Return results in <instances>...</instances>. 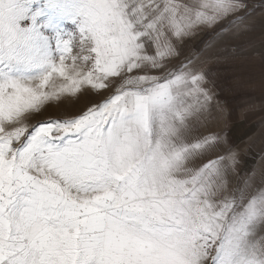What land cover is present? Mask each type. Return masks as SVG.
Returning <instances> with one entry per match:
<instances>
[{
	"label": "snow or ice",
	"instance_id": "obj_1",
	"mask_svg": "<svg viewBox=\"0 0 264 264\" xmlns=\"http://www.w3.org/2000/svg\"><path fill=\"white\" fill-rule=\"evenodd\" d=\"M222 45L264 63V0H0V264H264V146L223 126L255 82H220Z\"/></svg>",
	"mask_w": 264,
	"mask_h": 264
},
{
	"label": "rangeland",
	"instance_id": "obj_2",
	"mask_svg": "<svg viewBox=\"0 0 264 264\" xmlns=\"http://www.w3.org/2000/svg\"><path fill=\"white\" fill-rule=\"evenodd\" d=\"M66 23H73V21H66ZM72 31V29H66ZM211 40V36L200 34L196 37V41ZM242 66L246 80H259L264 79V63L259 58H253L251 53L245 52L243 55H235L229 51L227 45H222L218 51L213 55L210 68L214 74L217 75L220 82L224 85L232 82L226 70L232 66ZM232 76V75H231ZM245 80V81H246ZM251 95L255 101V107L252 109L241 108L239 106L240 96ZM79 93L76 95L62 94L60 98L48 101L41 112L32 114V122L47 120L53 117L66 116L70 112L78 111L82 107L83 102L78 99ZM232 108L228 116H226L227 123L223 126L226 130L231 132L233 140L241 141L256 133L249 144H253L258 150L264 146V136L260 132L264 131V92L258 94L251 87L245 86L244 89L235 93L232 97ZM258 126L260 130L258 131Z\"/></svg>",
	"mask_w": 264,
	"mask_h": 264
},
{
	"label": "crops",
	"instance_id": "obj_3",
	"mask_svg": "<svg viewBox=\"0 0 264 264\" xmlns=\"http://www.w3.org/2000/svg\"><path fill=\"white\" fill-rule=\"evenodd\" d=\"M226 73L230 76L231 81H234V80L245 81L246 80L245 79L246 76H245V73H244V70H243L242 66L234 65L230 69L226 70ZM262 80H264V79L261 78V79H259L257 81L253 80L255 82V86L251 87V89H254L255 92H258V94H261V93L264 92V89L261 88V81Z\"/></svg>",
	"mask_w": 264,
	"mask_h": 264
}]
</instances>
